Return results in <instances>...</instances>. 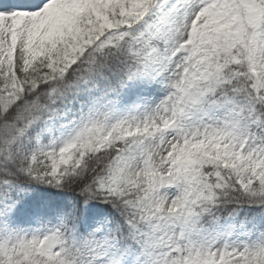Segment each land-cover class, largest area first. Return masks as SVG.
<instances>
[{
	"label": "snow or ice",
	"instance_id": "snow-or-ice-1",
	"mask_svg": "<svg viewBox=\"0 0 264 264\" xmlns=\"http://www.w3.org/2000/svg\"><path fill=\"white\" fill-rule=\"evenodd\" d=\"M0 264H264V0H0Z\"/></svg>",
	"mask_w": 264,
	"mask_h": 264
}]
</instances>
